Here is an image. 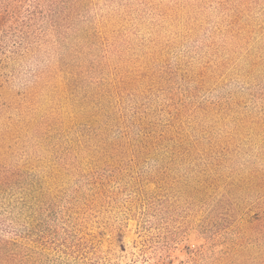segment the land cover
I'll return each instance as SVG.
<instances>
[{
  "label": "rangeland",
  "instance_id": "1",
  "mask_svg": "<svg viewBox=\"0 0 264 264\" xmlns=\"http://www.w3.org/2000/svg\"><path fill=\"white\" fill-rule=\"evenodd\" d=\"M76 1L0 31V235L36 264H264V0Z\"/></svg>",
  "mask_w": 264,
  "mask_h": 264
},
{
  "label": "trees",
  "instance_id": "2",
  "mask_svg": "<svg viewBox=\"0 0 264 264\" xmlns=\"http://www.w3.org/2000/svg\"><path fill=\"white\" fill-rule=\"evenodd\" d=\"M76 5V0H0V31L20 26L19 23L24 25L23 27L31 28L39 20H46L58 28L60 23L69 24ZM27 9L30 15L26 17V23L23 24L22 17L25 16L23 11ZM8 181V176L4 177L0 174V187L6 185ZM0 226H4L2 219H0ZM30 228L34 230H29L28 235L38 237V241H45L46 233L43 226H39V229L34 226ZM38 253L23 247L18 241V235L16 238L0 235V264H36L37 260L33 259V255ZM38 256L46 255L40 253Z\"/></svg>",
  "mask_w": 264,
  "mask_h": 264
}]
</instances>
